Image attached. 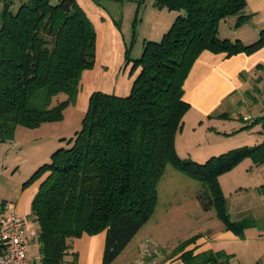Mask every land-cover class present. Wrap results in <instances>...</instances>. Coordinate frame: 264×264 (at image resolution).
I'll use <instances>...</instances> for the list:
<instances>
[{"label": "trees", "instance_id": "1", "mask_svg": "<svg viewBox=\"0 0 264 264\" xmlns=\"http://www.w3.org/2000/svg\"><path fill=\"white\" fill-rule=\"evenodd\" d=\"M20 2L14 10L15 0H0L1 140L12 139L20 125L62 119L76 101L83 72L96 61L97 31L77 0ZM159 4L176 16L161 39L144 43L140 57L125 55L126 63L132 61L130 92L94 91L72 145L56 149L25 181L40 179L30 206L39 224L40 264H76L73 239L101 231L103 264H112L153 215L168 165L201 182L196 196L203 209L216 208L227 228L240 227L230 219L218 177L262 144L199 162L179 155L175 137L190 108L184 84L198 56L208 49L250 52L264 44V29L251 44L220 36V21L240 13L247 0ZM197 238L181 241L173 253L182 252L186 264L227 263L218 259L226 256L222 251L188 250Z\"/></svg>", "mask_w": 264, "mask_h": 264}, {"label": "crops", "instance_id": "2", "mask_svg": "<svg viewBox=\"0 0 264 264\" xmlns=\"http://www.w3.org/2000/svg\"><path fill=\"white\" fill-rule=\"evenodd\" d=\"M77 1L84 8L97 31L95 65L83 72L80 85L81 91L83 86L86 87L88 84V93L83 96V103H81V108L86 111L94 91L103 90L125 95L130 92L133 82V76H130L129 72L130 64L126 66L124 73H120L123 64L126 63L125 34L117 25V18L105 9L153 8L156 12L159 8V12H163L164 9L167 10V7L159 4V0ZM168 11L166 16L173 15V18L176 16V13L172 14L173 12L169 9ZM158 24L160 25L158 28L164 31H156V34L163 35L166 31L164 26L167 25L166 23ZM263 29L264 0H247L246 7L240 13L220 21L219 34L223 38L240 39L244 44H251L258 40ZM184 90V99L190 104V108L186 111L183 128L176 137L180 134L184 135L187 120L193 114L192 123L188 126L193 125L192 129L202 127L206 133L213 135V143L209 145V149L197 153L200 157L209 156L210 153H207L209 150L213 156H216L230 150L247 149L262 144L253 155L248 154L238 161L235 167L239 168L244 162L250 161V167H247V170H250L249 172L257 170L260 175V185L253 197L244 202L241 201L239 205L236 202L226 201L230 219L239 222L240 227L227 228L225 223L216 222V220L213 226L209 224L205 227L198 226L192 233L193 236L198 235V238L187 249H193L195 254L204 251L215 253L222 251L226 256L218 259L219 261L228 259L224 264H264V160L260 161V158L264 159V44L250 52L246 50L230 55L226 52L204 50L191 67L185 80ZM80 91L79 102L77 100L76 105L82 102ZM206 118H210L207 123ZM12 147H15V144L6 151V153L9 152L6 154V164L9 162L8 159L14 157L11 156L14 151ZM176 148L182 158L188 159L191 156L199 160L197 155L194 156L188 150L181 151L177 142ZM51 152L52 150L47 151V157ZM46 155L45 158H47ZM11 160L10 165L13 162ZM30 169L29 172L32 173L34 168ZM19 170L16 167L14 174L16 175ZM31 173L27 171L22 182H25ZM22 174L24 171L20 172V175ZM39 180L21 187L20 192L12 200L3 196L0 206L9 204L23 218L31 216L36 220L30 206L39 188ZM220 184L222 188V183ZM211 219H214L213 216ZM147 222L112 264L118 262L135 264V260L141 253H143L144 264H186L181 257L182 252L173 253V246L170 247V251L165 250L169 247L160 245V240L158 241L151 232L140 234ZM105 241L106 231L96 234L84 233L74 238L73 250L78 253L76 264H103ZM144 245L150 248H147V252H140ZM71 258L72 256L68 255V259ZM28 262L32 264L29 258ZM207 264L216 263L208 262Z\"/></svg>", "mask_w": 264, "mask_h": 264}, {"label": "rangeland", "instance_id": "3", "mask_svg": "<svg viewBox=\"0 0 264 264\" xmlns=\"http://www.w3.org/2000/svg\"><path fill=\"white\" fill-rule=\"evenodd\" d=\"M20 3V0H15L12 9L16 10ZM2 9L3 4L0 3V13ZM105 11L117 18V25L126 37L125 43L127 42V44L124 46L125 55L127 54L131 59L142 55L144 43L147 40L161 39L162 35H157L156 31L164 30L158 28L160 26L158 23H166L165 25L167 26H164L166 27L164 29L167 30L175 19L173 15H165L166 12H169L168 9L159 12V8H157L155 12L153 8H106ZM152 11L155 13L153 12L152 14ZM172 14H175V12ZM124 64L120 73H124L126 66L132 64V61ZM87 86L88 84H86V87L84 85L80 91V94L82 93V96H80L82 102L78 105L75 104L77 100L79 102L78 94L75 103H71L65 107L62 119L43 122L36 127H21L20 125L17 127L12 139H0V200H2L3 196L11 198V200L13 197H16V194L20 192L19 189L26 186L25 182H22V179L25 177L27 171L31 173L29 172L31 171L30 168L33 167L34 170L30 175L28 174L29 177L41 164L50 161L51 154L60 148V146L67 147L72 145L74 138L71 141L69 140L75 136V131L81 127V121L85 112L81 108V103H83V96H86L88 93ZM84 87L85 90L83 91ZM60 96L56 99H64L65 97L64 94ZM193 117V114H191L187 120V129L184 135L180 134L176 137V142L179 148L182 149L181 151L188 150L194 156L197 155L196 157H199V162H205L213 156L210 152L211 150L207 151L210 155L208 154L209 156H205L204 158L200 157L197 153L201 152V150L209 149V145L213 143V135L212 133H206L202 127L192 129L193 125L188 126V124L192 123ZM209 119L206 118L205 122L207 123ZM14 144L15 147H12L14 151L11 155L14 157L10 156L11 158L8 160L9 162L13 158L15 160H11L13 161L11 165L9 162L6 164V154L9 153H6V151L10 146H14ZM50 150L52 152L47 157V151ZM45 155L47 158H45ZM188 159L195 160L191 156ZM16 167L20 170L15 175L14 170H16ZM247 167H250V161L244 162L239 168H235L234 171H231L233 169L231 168L219 175L218 179L222 183V190L226 201L236 202L239 205L241 201L244 202L255 195L260 185V175L257 170L249 172L250 170H247ZM21 171H24V174L20 175ZM201 187L200 181L190 177L183 171L175 169L172 165H168L165 174L158 183V201L155 211L140 234L151 232L153 236H156L158 241L160 240V245L169 247L165 250L170 251V247L177 248L181 241L193 237L192 233L196 227H205L208 224L213 226L215 220L222 223L223 221L218 217L216 208L207 211L201 206L196 196ZM212 216L214 219L210 220ZM24 220L31 240L28 258L32 264H40V244L37 237L39 224L31 216H25ZM147 248L150 247L144 245L143 249L139 251L147 252ZM158 249H161L160 246ZM142 254L138 255V259L134 262L135 264H144L145 261L142 260Z\"/></svg>", "mask_w": 264, "mask_h": 264}, {"label": "built area", "instance_id": "4", "mask_svg": "<svg viewBox=\"0 0 264 264\" xmlns=\"http://www.w3.org/2000/svg\"><path fill=\"white\" fill-rule=\"evenodd\" d=\"M23 216L9 204L0 206V264H31L28 262L30 235Z\"/></svg>", "mask_w": 264, "mask_h": 264}]
</instances>
